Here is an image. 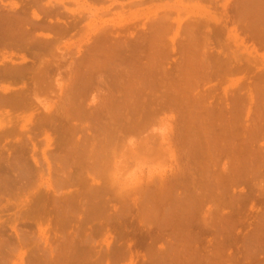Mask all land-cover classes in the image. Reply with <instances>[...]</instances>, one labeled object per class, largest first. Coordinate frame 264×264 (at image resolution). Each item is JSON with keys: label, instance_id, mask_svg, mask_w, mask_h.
Listing matches in <instances>:
<instances>
[{"label": "rangeland", "instance_id": "obj_1", "mask_svg": "<svg viewBox=\"0 0 264 264\" xmlns=\"http://www.w3.org/2000/svg\"><path fill=\"white\" fill-rule=\"evenodd\" d=\"M101 1H0L4 9H27V17L36 26L45 24L44 20L68 27L62 34L60 27L52 31L34 26L35 37L55 44L41 57L0 49L1 56L12 55L11 65L35 66L27 69L29 74L18 69L28 74L24 79L23 74L17 75L18 80L12 75L11 81L3 80L0 73L1 97L18 92L28 99L19 98L17 103L16 94V104L6 102L0 107V176L15 180L24 170L18 177L24 184L45 183L50 178L55 193L41 190L44 197L52 199L53 194L58 201L81 191L87 200L82 196L88 208L85 212L93 218L86 221L84 212L78 211L73 214L75 220L65 225L61 218L65 212L59 216L50 212L26 222H35L31 228L37 234L48 231L52 245H58L64 235L69 238L87 230L89 245H83L97 254L91 259L78 254L76 259H58L55 264H98L101 260V264H264V110L255 107L261 102L258 92L264 89V0ZM49 7L55 14L48 13ZM31 11L39 19L32 18ZM157 22L163 25L162 37L168 46L171 40L174 43L173 51L163 49L160 58L166 69H115L111 59L116 43L132 46L137 40L150 41L148 31ZM101 37L109 40L100 42ZM147 42L143 49L151 51ZM96 45L103 48L98 49L101 54L93 49ZM184 48L194 50L197 59L228 60L233 68L196 73L191 69L193 74L183 78V70L175 67ZM129 80L144 86L148 101L120 99L128 91ZM175 84L177 97L166 89ZM249 93L254 106L245 125L255 123L253 130L240 128L242 119L237 114L233 134L237 146L232 151L224 144L214 153L207 150L204 121L200 127L197 120L201 118L188 119L189 108L181 103L193 94L205 104L231 108L236 97L245 99ZM213 134L223 136L225 131L216 128ZM242 140L252 141L243 146ZM67 180L69 184L60 185ZM100 187L106 191L103 200L97 196L104 193L97 192ZM20 192L14 191L12 200L2 195V205L27 199L31 191ZM90 196L98 199V207H93L96 200L86 199ZM8 208L1 209L0 218L12 222L17 210ZM71 212L66 213L69 218ZM18 226L27 230L21 228L23 223ZM5 231L4 239L12 241L15 234L8 227ZM36 235L18 247L22 261L16 253V257L7 255V263L30 264L27 259L37 245ZM83 245L80 248L86 251ZM105 254L110 257L105 259Z\"/></svg>", "mask_w": 264, "mask_h": 264}, {"label": "bare ground", "instance_id": "obj_2", "mask_svg": "<svg viewBox=\"0 0 264 264\" xmlns=\"http://www.w3.org/2000/svg\"><path fill=\"white\" fill-rule=\"evenodd\" d=\"M48 1L50 2V0H48ZM98 1H101V0H98ZM49 2H48V5L50 4ZM95 3H96V1H95ZM38 4L40 5V2H37V5ZM4 7L5 6H2V4L0 2V49L5 48L8 51H15V52L17 50H19V51L22 50V53L25 52V55L27 52L29 54L31 52H34V54L37 57H38V55L40 56L41 52L48 50V48H50V51H48V52H51L52 44H53V46L55 45L54 41H51V40L43 41L41 39H38L37 37H35V34H34L35 32L32 33L33 32L32 29L34 28V26L38 27L40 25V27H42L44 29L46 28L45 30H48L49 28L52 30L55 27L59 29L60 25L57 26L55 24L56 25L55 26V25L46 24V21L43 20L42 22H45V24L41 23L42 25L41 24L38 25L36 23L38 25V26H36L35 23H33L30 20V18L27 17V14L25 13V10H27V9H25V10L22 9V6L19 8L14 6V7H11L10 9H7V8L4 9ZM50 7H49V10H47L48 13L50 12L51 15H52V13L55 14V12H57V10H56L57 6H56V8L54 6L55 12H53L54 10H50ZM47 11L45 9H42V14L44 12L45 14H43V15L44 16L47 15ZM31 13H32V18L34 17L35 19H39L38 15L34 11H31ZM24 15H26V16H24ZM162 21H164V20H162ZM31 22L33 25L30 24ZM159 22H161V20ZM159 22H157L158 23L157 27L155 26V28H152V29L150 28L151 31L150 30L148 31L147 37L150 38V41H148V42L143 41V40L142 41L137 40L134 43V45H132V46L128 45L127 43L119 42V41L116 43L117 45L114 43L117 46V48L115 47V45L113 46V48L115 47V51H114L115 54L112 55L113 57L111 59L112 60L111 62H112V64H114L115 69H166L165 67L162 66V64L160 62V58H162L161 56H162V53L164 52L163 49L170 48L173 51L172 48L174 47V43L171 40L170 41L171 46H168L165 38L162 37V33L164 30L163 25L159 24ZM26 24H28V26L30 25V27H32V28L27 27ZM154 25H156V24H154ZM154 25H152V26H154ZM65 26L66 25L63 26L64 28L60 27L61 30L59 29L62 34H64L65 29L68 28L67 26L66 27ZM40 27H38V28H40ZM36 30H37V28H36ZM52 31H54V30H52ZM104 39H106V38L101 37L100 42H102L101 40H104ZM106 40H109L108 37ZM98 41H99V39H98ZM98 41H96V44ZM100 42H98V44ZM107 42L108 41H106V43ZM144 42L145 43L147 42L149 44L151 51H146L145 49H143L145 46ZM188 44L189 45L186 48L190 50L191 49V43H188ZM101 45L102 44H99V46H101ZM99 46L97 48V45H96V48H93V49H97L98 54L103 50V48L99 49ZM98 49L101 51L99 52ZM187 49H185V53L184 52L182 53L181 61L175 67V69H182L183 70V73H184L183 78L185 77L186 79H188L189 76L191 74H193V72H191V69H195L194 73H196L198 71H201L202 69H232L233 68V66L230 65V62L228 60L222 61L218 58H215L214 56L209 60H206L204 58L203 59H201V58L197 59L196 55H195V51L194 50L187 51ZM105 50H106V48H105ZM19 51H17V52H19ZM94 51H96V50H94ZM97 51H96V55H97ZM116 51H117V53H116ZM44 53H46V52H44ZM92 53H94V52L92 51ZM112 53H113V51H112ZM42 55H43V53H42ZM93 55H95V53ZM0 56H1V54H0ZM89 56L92 58V54L91 55L89 54ZM11 58H12L11 54H8L7 56H5V55L1 56L3 64L0 66V73L4 77V78L2 77L3 80L5 79V77H7L9 80L11 75H12L11 76L12 79L15 78V76L17 78V75H18V77H19V75H21L20 77H22L23 74H24V77H22V78L24 79L25 76L30 73V72L28 73L29 69H33L35 67L34 65L28 66L27 63H25L23 65H11L8 62L9 60L11 62ZM36 58H35V60H36ZM93 59H94V57H93ZM22 60L24 61V59H22ZM81 61H83V59ZM115 63H116V65H115ZM83 64H84V66L87 67V65H85L87 63L83 62ZM81 65H82V62H81ZM86 67H83V69ZM239 68H241V67H239ZM18 69H26V72L28 74L26 73V75H25L24 70L22 73L21 70L18 71ZM27 69H28V71H27ZM19 78H17V80ZM2 79L0 76V81ZM15 79L12 81L15 82ZM10 81H11V78H10ZM129 81L126 82L128 84V86H127L128 91L125 93V95L123 94L120 97V99L121 100H127V101H139V100H142L143 102L148 101L145 99L146 94H144L142 92L144 86L138 85V81H135V80L134 81L131 80L130 82ZM1 83H2V81H1ZM143 85H144V83H143ZM166 89L170 90V92L176 97L179 94V90L176 87V84H175V86H171V87L169 86V88H166ZM185 89H187V88H185ZM25 91L26 90H24V93H25ZM84 91H85V89H84ZM69 92H70V90H69ZM2 93H3V91H2ZM22 93H23V91H22ZM71 93H72V90H71ZM258 93H259V96L261 97L260 98L261 102L258 105L255 104V107L257 109H259V111H261V110H264V89L259 90ZM10 95H12V96H9L7 94L6 97H1L3 95H0V104L2 103L0 105V107L2 105L4 107V105L6 106L8 103H9V106L10 105L12 106V104H10V102H12L13 99L17 100V97H18V99L21 98L22 101L24 100L23 102H25V98L27 99V97L22 99V97L24 95L22 94V97H21V93L18 96V92H15V93L11 92ZM15 95L17 96V97H15L16 99L14 98ZM192 96H193L192 98H190L188 100H184L181 103V106H183V108H185V109L189 108L188 110H186L187 113L185 112L188 116V119H190V120L193 119L195 121L197 118H201V122H199L197 120V122L199 123L198 126L202 127V122L204 121L203 128H204V132H206V138H205L204 142L206 144V148H208L207 150H209L211 148L209 151L212 150L214 153L217 150V148L218 149L221 148V146H223V144H224L223 148H226L225 145H227V148L232 151V148H235L237 146V143L235 145L236 138L233 136V134H234L235 129L237 128V125L239 122L238 116H240V115H241L240 118L242 119L241 122L239 123L240 128L246 129L248 131L250 129L253 130V128H251V127L254 126L255 123H251L249 127H248V125H245V123L250 118L251 107H252V105L254 106V103H252V99H253L252 94L249 93L246 96L247 98L244 96L245 99H242L243 96L240 97V95H239L238 97H236V100H237V101L235 100L236 103L233 102L234 104L232 105L231 108H228L227 106H225V104H223L222 106L220 105L219 107L211 106L209 104L203 103V99L200 98L199 96L197 97L196 95H193V94H192ZM21 100L20 99L17 100V103H18V101H21ZM26 101H28V99ZM190 101H192V102H190ZM6 102H8V103H6ZM13 102L15 103L16 101H13ZM19 103H21V102H19ZM141 104H143V103H141ZM201 109H202L203 113H201ZM237 114H238V116H237ZM6 118H8V117H6ZM6 118H4L3 120H5ZM216 128H219V130H224L225 134H223V136H217V135L213 134L215 132ZM213 129H214V132H213ZM251 141L250 140H242L240 145L244 146V144H249V143H251ZM15 156H17V155H15ZM9 168L15 169L14 166L13 167L9 166ZM91 168H93V167H91ZM20 170H21V168H20ZM2 171H4V170H2ZM23 171H22V173L19 172L18 176L16 175L17 176L16 178H18L20 176L22 177ZM50 171L51 170L48 168V175L49 176H51L50 173L52 172V171L51 172ZM53 172H54V174H56L55 170H53ZM84 172H85V170H84ZM3 173H5V172H3ZM4 176H6V175H4ZM8 177H10V176H8ZM16 178H15V180H17ZM18 179L19 180L17 182L14 180V178H6V177L0 176V195H1V197H0V211L3 207H4V209H5V207H6V209L9 207L8 209L11 208L13 210L14 209L17 210V212H16L17 214H15L16 215L15 218L13 220H10L12 222H5L4 220H2L0 218V232L2 231L0 234L2 236L0 239V248L2 247L1 251L3 250V252L0 253V264H8L9 258H6L7 255H8V257H9V255L15 256L16 253H18L17 258L22 261L23 253H20V250L18 249V247H21L22 245H24V243H27L28 241L35 239L34 236L37 233L35 232V230H34L35 233L32 231L31 225L35 223L32 220L38 219V217H41L42 215L43 216L48 215V214H51L53 212L54 214L56 213V214H58L57 216H59L61 212H65L64 216L61 217L64 220L63 222L65 223V225H67L66 223L69 224L73 220H75V217L73 218V214L75 215V213L78 211L80 213L82 211L84 212L86 217L84 216L85 218L83 217L82 219H86V221L93 219L92 216H89L85 212L86 210H88V208L86 209L87 204L85 205V203L84 204L82 203V201L85 200V197L82 194H80L81 191H80V193L78 192V194L73 195L74 197L72 196V198L70 196H68V198H66V199L63 198L60 201H58L56 198H53V194H52V199L46 198V196L44 197V193L41 190V188H42L45 192H47V195L49 192L55 193L53 191V187L55 188V186L53 185L54 183H52L53 181H51L50 178L45 183L39 182L38 184L34 183L33 182L34 180H32L33 183L30 181V183L28 182L29 184L27 182H26L27 184L26 183L24 184V183L19 182V181H21V178H18ZM24 179H25V177H24ZM35 182H37V181H35ZM57 182H58V184H57V186H58L60 184V182L59 181H57ZM64 182H66V184ZM62 183L60 185L65 186V185H67V183L69 184L70 182L67 180V181H63ZM101 188L102 187L97 188V192H98V189H99V191L102 190ZM83 189H81V190H83ZM89 189H91V188H89ZM27 190L31 191L29 193V198H27V199L25 198L24 200H13V202L9 201V200H8L9 201L8 202L5 200L6 204L2 205L1 200H3V197L5 198L6 196H8L7 197L8 199H10V198L13 199V197H11V196L15 195V193H18L19 191L25 192ZM56 190H57V187H56ZM92 190H94V189L92 188ZM92 190H91V192H92ZM14 191H15V193H14ZM86 191H87V188H86ZM102 191L104 193L101 191H100V193H103L104 195L103 194L99 195L98 194L99 192L98 193L96 192L98 194V195L97 194L96 195L101 196V199H102V196L104 198L105 193H106V191L104 189ZM88 192H89V190H88ZM88 192H87V195H88ZM94 192H92V193H94ZM20 193H19V195L21 196ZM2 195H4V196L2 197ZM87 195H86V197H87ZM90 195H93V194H90ZM82 196H83V198H82ZM64 197H67V196H64ZM15 198H18V195ZM19 198H21V197H19ZM81 198L84 200H82ZM90 198H91L90 203L93 202L94 200L97 201V202H93V207H95V208L98 207L99 206L97 204L98 199H95V196H94V198H93V196L92 197L90 196L89 198H86V199H90ZM12 199H10V200H12ZM85 201L87 203V200H85ZM73 202H75L74 207H73ZM103 203H105V201H103ZM66 205H71L72 209L66 208ZM88 206H89V204H88ZM90 206H92V204ZM89 209H90V207H89ZM71 210H72V212L70 214L71 218H69V216L66 213L70 212ZM81 214L83 215V213H81ZM29 217L31 219L32 218L33 219L32 220L30 219L31 222H26V221H29L28 220ZM44 217H43V219H45ZM59 220H61V219L59 218ZM83 221H85V220H83ZM5 223H6V225H5ZM22 223H23V226L21 228L25 227L27 230L19 229L20 227L18 225L19 224L22 225ZM5 226L8 227L15 234V237L12 238V241H9L11 237L9 238V240H7V238L4 239L3 235L5 233H7L5 231V228H6ZM84 230H82V231H84ZM3 231L5 233H3ZM86 231L87 230H85L82 234H78V235L73 232L74 234L71 235L72 234L71 233L70 234L71 236L69 235L70 236L69 238H64L66 236L68 237V235H64V237L62 238V241L58 245H52L50 241L53 240V238H50L51 240H49L50 236L47 235L48 231H47V233H45V230L44 231L38 230V234L36 235V237H37V239H36L37 243L36 244L37 245H35V248L33 249L34 251L31 252V255L27 259L28 263H30V264H55V262H57L58 259H62V260L65 259V261L66 260L68 261L71 259H76L78 254L83 257L81 259H87V258L91 259L92 256H95L97 253L93 252L94 248L92 249V247H89L91 250L89 248H88L89 250H87V248L83 245V244L89 245L88 241L90 240L89 239L90 237H88L85 234ZM51 233L53 234L52 231H51ZM34 242H35V240H34ZM29 244H30V242H29ZM40 244H42V245H40ZM81 245H83V247H85L86 251L84 249L81 250V248H80ZM32 246H34V245H32ZM5 248L7 250L6 252L4 250ZM191 250H193V249H191ZM94 251H96V250L94 249ZM3 254L4 255L6 254V256H4ZM193 254H195V252H193ZM108 256L110 257V254H105V259L106 258L108 259L109 258ZM11 258H14V257H11ZM11 258H10V260H11ZM6 259H8V260H6ZM88 262H90V261L88 260ZM101 262H102V260H101ZM101 262L99 261L98 264H101ZM90 264H92V263L90 262ZM93 264H97V263H93Z\"/></svg>", "mask_w": 264, "mask_h": 264}]
</instances>
